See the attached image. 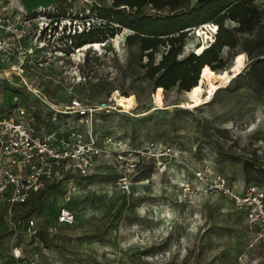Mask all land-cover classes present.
I'll list each match as a JSON object with an SVG mask.
<instances>
[{"label": "rangeland", "instance_id": "1", "mask_svg": "<svg viewBox=\"0 0 264 264\" xmlns=\"http://www.w3.org/2000/svg\"><path fill=\"white\" fill-rule=\"evenodd\" d=\"M64 1L69 8L68 27L77 19L79 32L87 20L95 21L87 14L89 4H112L111 0ZM253 3L260 20L251 32L234 30V21L223 22L237 45L222 48L223 65L215 70H229L238 52L246 58L241 74L253 59L264 57V0ZM141 12L153 18L181 13L179 8L150 5ZM185 30L177 60L205 40L201 29ZM132 33L119 28L98 42L100 47L89 42L86 50L79 46L68 56H55L51 66L24 69L55 107L74 98L95 107L92 126L98 143L109 135L113 150L121 151L98 160L89 175L66 174L52 181L54 185L46 187L30 208L31 200L9 210L0 197V264H264V237L250 231L245 209L234 200L251 185L264 190V89L253 85L227 90V82L209 101L180 107L186 94L176 83L167 89L162 86L163 105H175L155 108L159 73L150 71L168 46L154 49L151 64L147 50L127 43L126 36ZM245 50L260 55L251 59ZM3 77L0 73V84ZM113 94H133L134 108L121 111ZM3 100L9 101L8 93ZM44 104L40 101L32 107L41 108L45 116ZM60 119L83 128L70 114L62 113ZM123 148L135 152L122 153ZM246 165L259 178L245 181ZM130 167L133 171L126 172ZM124 174L130 180V192L125 194L115 181ZM220 184L227 192L218 189ZM61 206L75 213L73 223L57 222ZM27 210L30 215L24 218ZM27 219H33V233L25 230Z\"/></svg>", "mask_w": 264, "mask_h": 264}, {"label": "built area", "instance_id": "2", "mask_svg": "<svg viewBox=\"0 0 264 264\" xmlns=\"http://www.w3.org/2000/svg\"><path fill=\"white\" fill-rule=\"evenodd\" d=\"M59 9V3H53L27 12L19 0H0L2 81L6 82L5 87L23 91L33 99L28 105L22 103L16 91H4V86H1L3 82L0 84V197L5 200L9 210L15 205L26 203L45 183L58 182L66 174L89 175L98 160H103L114 151H121L113 150V140L109 135L98 143L92 126L95 107L75 98L64 107H55L39 92L40 85H33L25 74L24 69L38 71L51 66L55 56H68L73 51L68 53L65 50L70 44L67 35L70 31L79 32L81 24L73 19L75 25L69 29L70 16L67 11V15H62ZM90 24L87 20L85 27ZM202 25H206L215 38L218 26L211 22ZM202 25L195 27V30ZM7 93L8 102L3 100ZM40 101L45 103L46 109L51 112V122L56 125L51 130H38L35 127L32 106ZM62 113L70 114L83 128L72 125V122H61ZM125 152L130 154L135 150L123 148L122 153ZM131 171L133 167L126 169V172ZM115 181L122 193L130 192L127 174L116 177ZM219 186L218 189L227 192L223 184ZM248 188L245 193L234 196V200L240 209H245L250 231L257 238L264 237V190L257 184ZM57 213L58 223L71 224L75 221V213L65 206L59 207ZM33 224V219H27L25 230L33 233Z\"/></svg>", "mask_w": 264, "mask_h": 264}, {"label": "trees", "instance_id": "3", "mask_svg": "<svg viewBox=\"0 0 264 264\" xmlns=\"http://www.w3.org/2000/svg\"><path fill=\"white\" fill-rule=\"evenodd\" d=\"M64 2V0L59 2V10L62 15H66L65 11L69 9L67 5H64ZM111 2V6H105L101 2L89 4V13L87 14L92 15L95 21L91 22L88 27H84L81 32L67 35L70 44L66 46L65 50L69 53L71 49L87 42H103L108 37L113 36V33L119 28H128L133 33L126 36L127 43L130 45L137 43L143 51L147 50L145 56L151 64V55L154 49L159 45L168 46L167 51L150 71L152 75L159 73L156 77L157 86L161 85L165 89L179 83V87L187 91L200 79L199 74L203 66L208 65L215 70L223 65L219 52L224 46L235 48L237 45L232 31L223 26L225 20L236 22L234 30L239 32H251L260 20L253 0H195L193 5L189 4V0H111ZM185 4H187L186 7ZM146 5L155 9H163L168 6L173 9L179 8L181 13L153 18L151 15L141 12L142 7ZM122 8L133 11H125ZM74 17H78V15ZM208 22L218 26L213 43L206 47L203 53L196 55L194 52H189L184 58L177 60L176 58L181 52L180 43L185 38L187 30L185 28H195ZM115 24L118 28L115 27ZM245 52L251 59L253 56L260 55L259 51L255 54L249 50H245ZM244 79L245 82H243ZM5 84L6 82H3L1 85L4 86V91L6 89L16 91L22 98V103L27 105L28 102H32L33 99L29 98L23 91L5 87ZM84 84L85 82L79 83L80 86ZM253 85L264 89V57L253 59L244 72L238 73L235 78H232L225 88L237 90L244 86ZM219 89L214 91L212 98L216 96ZM40 109L33 112L36 118L35 127L38 130L53 129L56 125L51 122V112L46 110L45 116H43L42 109ZM243 174L244 180L247 182L259 178V174L251 173L247 165L244 166ZM45 184L39 192L31 196L29 208L35 205L46 187L54 185L52 183L49 185L48 182ZM29 200L19 205L24 206ZM29 212L30 210L26 211L24 218L30 215Z\"/></svg>", "mask_w": 264, "mask_h": 264}, {"label": "bare ground", "instance_id": "4", "mask_svg": "<svg viewBox=\"0 0 264 264\" xmlns=\"http://www.w3.org/2000/svg\"><path fill=\"white\" fill-rule=\"evenodd\" d=\"M197 29H201V31H203L205 35L204 38L205 40L204 39L203 40L206 42V43L204 41L202 43L199 42V44L196 45L195 53L200 54L203 53L206 47L212 44V42L214 41V35L210 33L211 31L209 32L206 29V25H202V27L196 28V30ZM204 35L202 37H204ZM96 43L97 44L95 45V47H100V44L98 42ZM90 45L91 44L87 42L80 48V50H86L88 47H90ZM233 59L234 62L230 66L229 70L227 69L213 70L208 65L203 66L199 74L200 79H198L196 84L192 85L189 89H187V91H185L186 100H184L181 103H178V105L180 107H188V106L191 107L194 105H200L204 101H209L214 95V91L220 88V86L226 84L227 80H229L228 82H230L231 79L235 77L238 72L241 71L246 61L244 53L242 52L236 53ZM153 94H154L153 105L155 106V108L161 105L167 109L175 105L173 103H171V105H163L164 94H163L162 86L160 85L157 86ZM112 97L116 107L119 108L121 111L132 109L136 104L135 96L133 94H128V95L113 94ZM146 111L139 112V114L146 113Z\"/></svg>", "mask_w": 264, "mask_h": 264}, {"label": "water", "instance_id": "5", "mask_svg": "<svg viewBox=\"0 0 264 264\" xmlns=\"http://www.w3.org/2000/svg\"><path fill=\"white\" fill-rule=\"evenodd\" d=\"M19 1L27 12H33L38 7H48L50 5H53V3H59L61 0H19Z\"/></svg>", "mask_w": 264, "mask_h": 264}]
</instances>
